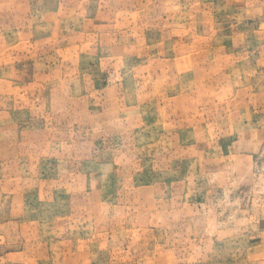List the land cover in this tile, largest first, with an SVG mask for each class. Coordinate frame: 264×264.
Instances as JSON below:
<instances>
[{"label": "rangeland", "instance_id": "374dc122", "mask_svg": "<svg viewBox=\"0 0 264 264\" xmlns=\"http://www.w3.org/2000/svg\"><path fill=\"white\" fill-rule=\"evenodd\" d=\"M0 264H264V0H0Z\"/></svg>", "mask_w": 264, "mask_h": 264}]
</instances>
